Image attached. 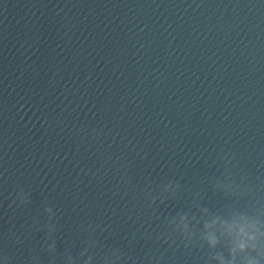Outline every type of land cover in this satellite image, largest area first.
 Segmentation results:
<instances>
[{
	"label": "water",
	"instance_id": "obj_1",
	"mask_svg": "<svg viewBox=\"0 0 264 264\" xmlns=\"http://www.w3.org/2000/svg\"><path fill=\"white\" fill-rule=\"evenodd\" d=\"M263 94L264 0H0V264L124 257Z\"/></svg>",
	"mask_w": 264,
	"mask_h": 264
},
{
	"label": "clouds",
	"instance_id": "obj_2",
	"mask_svg": "<svg viewBox=\"0 0 264 264\" xmlns=\"http://www.w3.org/2000/svg\"><path fill=\"white\" fill-rule=\"evenodd\" d=\"M96 132L97 130L94 129L93 134L95 135ZM221 159L226 166L232 163L227 154H221ZM246 180L247 178L244 177L237 183L229 176L226 181L217 180V187L226 194L235 195L241 200L250 197L252 203L247 210L242 211L233 207L229 209L226 217L214 214L212 219H202V228L194 227L192 221H195L196 217L192 216L190 220L187 213H179L169 220V226L173 231L182 235L186 246L191 242L199 243L201 248L207 245L210 249L208 264L213 259L219 260L220 264H264V202L257 199L255 189L247 185ZM172 184L173 182H169L165 187L170 188ZM175 185L177 188L180 187L178 183ZM147 194L149 198L152 197L150 191ZM171 195L174 197L173 194ZM13 203L18 207L27 206L30 203L29 195L21 190ZM194 206L200 207L199 204ZM209 211L210 209L204 208L205 213ZM45 212L48 214L49 222L44 227L47 229L48 239H52V235L56 232V225L51 223L55 218V212L50 206L45 207ZM168 239L171 237L169 236ZM93 246L89 243V247ZM48 251L50 253L56 251L55 241L48 246ZM84 254H87V251ZM65 255L66 259L75 264L71 255ZM122 258L119 251H111L108 256L104 257L103 264H119ZM3 264H11V258L7 255L3 256ZM32 264H41L40 257L33 256Z\"/></svg>",
	"mask_w": 264,
	"mask_h": 264
}]
</instances>
